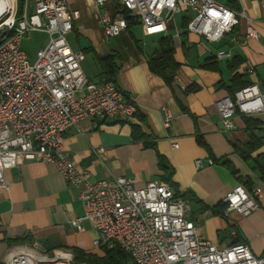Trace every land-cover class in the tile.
Returning <instances> with one entry per match:
<instances>
[{
	"label": "crops",
	"instance_id": "1",
	"mask_svg": "<svg viewBox=\"0 0 264 264\" xmlns=\"http://www.w3.org/2000/svg\"><path fill=\"white\" fill-rule=\"evenodd\" d=\"M67 2L69 9L79 11L67 40L72 49L84 54V75L90 82L106 79L100 59L117 53L118 69L112 80L133 100L138 111L128 121L82 118L64 132V150L75 164L89 169L92 180L127 176L134 178L138 187L149 181L167 183L189 201L190 218L198 236L218 247L246 242L255 256L264 257V182L253 169L252 159L245 160L234 149L244 146L247 131H252L261 137L263 145L251 156L264 153V135L260 133L264 131V114H237L235 128L224 132L214 106L217 99L228 94L225 87L216 84L220 80L229 84L232 73L226 62L233 56L243 60L238 72L264 88V10L259 0L220 2L242 10L246 18L217 42L187 31L183 17L189 12L184 11L162 29L145 30L135 18L136 23L126 31L106 39L98 17L115 12L113 1L101 6L94 0ZM247 19L252 20L257 38L246 36ZM71 34L73 43L69 41ZM144 37L154 40L141 45ZM163 37L171 40L180 65L171 85L152 72L147 63L149 57L159 54ZM218 51L231 55L219 59ZM209 57L217 60L218 69L201 66ZM248 67L252 73L246 71ZM192 85L195 89L187 91ZM162 108L172 115L167 128L163 126ZM246 119L252 123L247 124ZM132 125L140 129L141 137L133 136ZM160 160L167 169L160 167ZM4 178L8 185L0 187V261L4 262L8 252L32 258L27 248L47 255L65 249L75 258L79 253L104 254L102 246L93 244L99 234L90 220H81L79 227L73 224L84 213L79 188L67 183L53 164L22 162L4 170ZM238 184L250 194L255 193L257 205L247 215L236 210L225 212L224 197ZM15 238L24 241L13 243Z\"/></svg>",
	"mask_w": 264,
	"mask_h": 264
},
{
	"label": "built area",
	"instance_id": "2",
	"mask_svg": "<svg viewBox=\"0 0 264 264\" xmlns=\"http://www.w3.org/2000/svg\"><path fill=\"white\" fill-rule=\"evenodd\" d=\"M108 0H94L101 6ZM113 14L98 17L106 39L128 28L123 15H135L145 30L164 28L178 13L186 16V30L209 42L231 32L242 10L217 0H111ZM264 10V0H259ZM21 5V13L17 14ZM79 17L67 0H0V187H7L4 170L26 161L51 163L70 185L79 188L84 213L73 220L79 227L88 219L98 231L94 246H118L129 256L125 264H264L246 242L218 247L196 234L190 218L189 201L165 182L149 181L136 186L135 179L111 176L91 179L87 167L75 164L63 147L64 132L84 117L128 121L137 113L133 100L112 80L90 82L81 69L84 54L74 50L67 35ZM246 36L257 38L252 20L247 19ZM28 31L48 36L30 61L20 47ZM218 51L219 59L230 57ZM248 73L253 69L248 67ZM224 132L235 128L237 114H264V88L258 82L237 89L214 103ZM163 126L169 127L171 113L162 108ZM177 147V143H172ZM200 166V160L195 161ZM225 212L249 214L256 207L255 193L234 186L224 197ZM37 258L8 252L4 264H75V256L55 249L51 257L27 248ZM14 255V256H13ZM84 264V263H81Z\"/></svg>",
	"mask_w": 264,
	"mask_h": 264
},
{
	"label": "trees",
	"instance_id": "3",
	"mask_svg": "<svg viewBox=\"0 0 264 264\" xmlns=\"http://www.w3.org/2000/svg\"><path fill=\"white\" fill-rule=\"evenodd\" d=\"M21 0H19L20 2ZM21 13V5L18 6L17 14ZM123 15L125 16L127 20L128 27L134 23L135 16L130 15L126 10L123 11ZM186 16L183 17V27L186 29ZM234 29V28H233ZM232 29V30H233ZM159 54L157 56H151L149 57L147 63L149 66V69L161 75L165 82L168 85H171L174 76L176 72L178 71L180 65L175 60L174 57V47L172 45V42L169 38H160L159 40ZM116 59H118V55L115 52H112L108 54L105 57H102L100 59L101 67L103 70V73L105 74L106 79L110 80L117 72V64ZM242 59L238 56H233L230 60L226 62L227 68L231 71L232 76L229 81V84L226 85L225 83L220 80L216 86L217 87H225L228 94L232 95L234 91L237 89L249 84V80L244 78V75L242 73L238 72V67L242 63ZM204 68L208 69H218L217 60L214 57H209L205 59L204 63L201 65ZM194 85L190 86L187 91L194 90ZM197 89V88H196ZM246 123L250 124L252 123L251 119H246ZM132 134L134 137L138 138L142 136V132L140 129L132 125ZM248 133V141L245 143L242 147L234 146L235 151L239 153L245 160L252 159L253 161V169L257 171L259 174L260 179L264 182V153H258L255 156H251L252 153L259 150L262 147V141L261 137L254 134L252 131H247ZM159 165L161 168L167 169V166L162 163V161H159ZM20 241H24L23 238H15L13 239V243H17ZM11 242V241H10ZM104 249V254L102 256L94 255V254H83L79 253L77 255V258H75L76 264H125L129 261V256L126 252H124L122 249H120L118 246H115L113 248H107L105 246H102ZM0 264H4V262L0 261Z\"/></svg>",
	"mask_w": 264,
	"mask_h": 264
},
{
	"label": "rangeland",
	"instance_id": "4",
	"mask_svg": "<svg viewBox=\"0 0 264 264\" xmlns=\"http://www.w3.org/2000/svg\"><path fill=\"white\" fill-rule=\"evenodd\" d=\"M218 2H223L225 0H217ZM101 12H104L103 9H101ZM179 15L175 16V19L178 18ZM74 35V34H73ZM72 34L69 36V41L71 43L73 39ZM68 36V35H67ZM48 40V36L40 31H28L27 33L24 34V36L22 37L21 41H20V47L21 49L25 52V54L27 55V57L29 58L30 61H33L35 59V54L36 51L45 45V43ZM154 40V38H150V37H144L143 39H141L140 44L143 45L144 43H148L150 44L152 41ZM72 46L74 47V45L72 44ZM261 134L264 135V131H260ZM264 139V137H263ZM51 257V254L49 255ZM28 259H32V258H28ZM42 264H53L50 262H43ZM76 264V262H75Z\"/></svg>",
	"mask_w": 264,
	"mask_h": 264
},
{
	"label": "bare ground",
	"instance_id": "5",
	"mask_svg": "<svg viewBox=\"0 0 264 264\" xmlns=\"http://www.w3.org/2000/svg\"><path fill=\"white\" fill-rule=\"evenodd\" d=\"M33 259H36L37 257L32 253L31 255H30Z\"/></svg>",
	"mask_w": 264,
	"mask_h": 264
}]
</instances>
